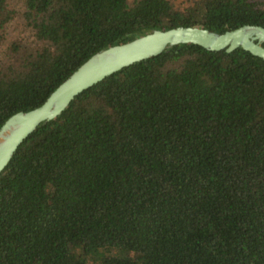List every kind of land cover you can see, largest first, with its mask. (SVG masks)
I'll return each mask as SVG.
<instances>
[{
    "label": "trees",
    "instance_id": "1",
    "mask_svg": "<svg viewBox=\"0 0 264 264\" xmlns=\"http://www.w3.org/2000/svg\"><path fill=\"white\" fill-rule=\"evenodd\" d=\"M244 23L264 0H0V124L100 48ZM0 264H264V60L178 43L78 92L0 170Z\"/></svg>",
    "mask_w": 264,
    "mask_h": 264
},
{
    "label": "water",
    "instance_id": "2",
    "mask_svg": "<svg viewBox=\"0 0 264 264\" xmlns=\"http://www.w3.org/2000/svg\"><path fill=\"white\" fill-rule=\"evenodd\" d=\"M194 43L226 52L241 47L264 60V27L244 23L224 31L200 25L153 28L133 38L100 48L61 80L38 105L18 110L0 124V170L14 149L40 122L59 114L81 90L132 62L155 55L178 43Z\"/></svg>",
    "mask_w": 264,
    "mask_h": 264
},
{
    "label": "rangeland",
    "instance_id": "3",
    "mask_svg": "<svg viewBox=\"0 0 264 264\" xmlns=\"http://www.w3.org/2000/svg\"><path fill=\"white\" fill-rule=\"evenodd\" d=\"M176 1H178V0H176Z\"/></svg>",
    "mask_w": 264,
    "mask_h": 264
}]
</instances>
